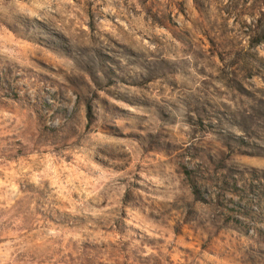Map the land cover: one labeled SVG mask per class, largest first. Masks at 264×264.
<instances>
[{
	"label": "rangeland",
	"instance_id": "obj_1",
	"mask_svg": "<svg viewBox=\"0 0 264 264\" xmlns=\"http://www.w3.org/2000/svg\"><path fill=\"white\" fill-rule=\"evenodd\" d=\"M0 264H264V0H0Z\"/></svg>",
	"mask_w": 264,
	"mask_h": 264
}]
</instances>
